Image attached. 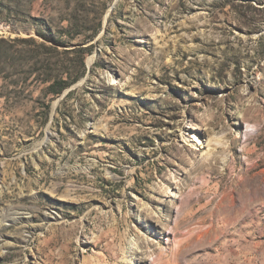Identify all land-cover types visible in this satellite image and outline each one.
<instances>
[{
	"label": "rangeland",
	"instance_id": "374dc122",
	"mask_svg": "<svg viewBox=\"0 0 264 264\" xmlns=\"http://www.w3.org/2000/svg\"><path fill=\"white\" fill-rule=\"evenodd\" d=\"M0 264H264V0H0Z\"/></svg>",
	"mask_w": 264,
	"mask_h": 264
},
{
	"label": "trees",
	"instance_id": "16d2710c",
	"mask_svg": "<svg viewBox=\"0 0 264 264\" xmlns=\"http://www.w3.org/2000/svg\"><path fill=\"white\" fill-rule=\"evenodd\" d=\"M44 37L47 40H52L53 37L52 36H48L46 34H44ZM77 80V79H76ZM76 80L69 82L68 80H55L52 84V91L54 94H60L65 88L69 87L72 83H74Z\"/></svg>",
	"mask_w": 264,
	"mask_h": 264
},
{
	"label": "bare ground",
	"instance_id": "6f19581e",
	"mask_svg": "<svg viewBox=\"0 0 264 264\" xmlns=\"http://www.w3.org/2000/svg\"><path fill=\"white\" fill-rule=\"evenodd\" d=\"M93 58H94V56H91L90 58H89V62L90 63H92L93 62ZM250 126V125H249ZM248 126V127H249ZM252 126V125H251ZM7 171V170H6ZM9 172V171H8ZM4 213H2L1 215H2V217L4 218V217H10V215H11V213H6V214H4ZM14 215V214H13ZM14 217V216H13ZM2 218V219H3ZM2 219H1V221H2ZM180 225V221H177V226H179ZM175 227V226H174ZM175 229V228H174ZM174 229H173V231H174ZM175 233H178V231H177V229H175V231H174ZM142 236V235H141ZM141 238V237H140ZM139 240V239H138ZM138 243V242H137ZM149 244H150V242H149ZM131 245H132V247H133V245H136V238H132L131 239ZM134 248V247H133ZM160 254H161V252H160ZM164 257H165V255H164ZM160 258H161V256H160ZM163 258V257H162ZM158 263V262H157Z\"/></svg>",
	"mask_w": 264,
	"mask_h": 264
}]
</instances>
